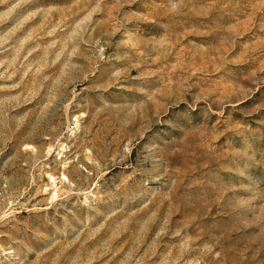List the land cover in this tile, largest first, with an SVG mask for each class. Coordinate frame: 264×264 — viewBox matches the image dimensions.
Wrapping results in <instances>:
<instances>
[{
	"label": "rangeland",
	"instance_id": "374dc122",
	"mask_svg": "<svg viewBox=\"0 0 264 264\" xmlns=\"http://www.w3.org/2000/svg\"><path fill=\"white\" fill-rule=\"evenodd\" d=\"M0 264H264V0H0Z\"/></svg>",
	"mask_w": 264,
	"mask_h": 264
}]
</instances>
